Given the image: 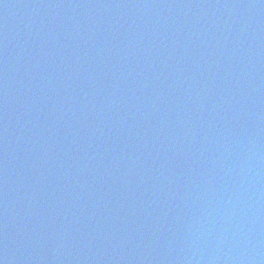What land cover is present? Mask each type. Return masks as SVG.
<instances>
[{"label":"water","instance_id":"obj_1","mask_svg":"<svg viewBox=\"0 0 264 264\" xmlns=\"http://www.w3.org/2000/svg\"><path fill=\"white\" fill-rule=\"evenodd\" d=\"M0 264H264V0H0Z\"/></svg>","mask_w":264,"mask_h":264}]
</instances>
